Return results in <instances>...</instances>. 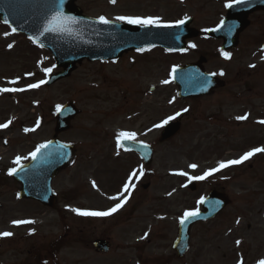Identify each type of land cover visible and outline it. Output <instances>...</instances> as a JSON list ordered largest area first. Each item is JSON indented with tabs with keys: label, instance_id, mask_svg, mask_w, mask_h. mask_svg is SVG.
I'll use <instances>...</instances> for the list:
<instances>
[{
	"label": "rangeland",
	"instance_id": "374dc122",
	"mask_svg": "<svg viewBox=\"0 0 264 264\" xmlns=\"http://www.w3.org/2000/svg\"><path fill=\"white\" fill-rule=\"evenodd\" d=\"M229 1L117 0L112 4L109 0H77L76 6L84 16L96 19L101 15L109 20L120 15L153 16L171 23L187 16L202 31L219 22ZM247 33L258 34L256 39L264 37V15L254 18ZM208 45L196 47L204 46L200 54L207 51L211 56ZM198 55L156 50L128 53L116 63L83 62L69 78L50 87L43 83L23 92L0 93V124L11 120L0 131V232L14 233L0 238V264H257L264 260V153L255 162L251 160L255 155L244 161L240 171L230 166L204 180L189 181L187 176L174 174L202 175L220 161L264 147V130L258 123L264 120V62L255 59L251 69L244 68L246 62L232 64L226 73V80L240 83L238 90L243 92L241 107L248 118L240 128L232 130L222 123L226 119L233 122L239 107L224 106L220 114L213 101L206 100L202 108L208 111L201 112L215 115L216 120L192 123L191 116L184 120L187 134L157 142L161 127L155 125L176 110L171 71ZM215 65L223 66L213 60L208 68ZM45 68L52 71L46 74ZM55 71L47 52L0 24V88H26ZM13 80L17 83H9ZM165 80L168 83H162ZM151 88L154 91L149 93ZM224 101L226 105L230 98L226 95ZM69 102L80 113L59 139L74 146L76 158L52 183L57 204L48 210L33 202H19L18 187L8 170L17 167L13 163L17 156L29 157L37 145L52 138L57 106ZM25 128L35 130L25 132ZM119 132H134L137 141L142 135V143L154 148L152 164H142V206L140 179H133L135 188L130 195L122 191L133 170L139 176L140 164L134 155L117 147ZM189 164L198 167L193 170ZM190 183L196 185L193 192L188 189ZM215 188L227 194L229 206L214 220L192 228L190 250L177 259L172 243L179 218L186 210L199 209L201 197ZM118 195L128 196L127 201L110 216H79L70 210L105 211L119 202L109 197ZM21 219L34 223L12 224ZM145 233L147 237L141 239ZM96 239L108 242L106 254L94 250Z\"/></svg>",
	"mask_w": 264,
	"mask_h": 264
},
{
	"label": "water",
	"instance_id": "95a60500",
	"mask_svg": "<svg viewBox=\"0 0 264 264\" xmlns=\"http://www.w3.org/2000/svg\"><path fill=\"white\" fill-rule=\"evenodd\" d=\"M74 2L75 0H0L1 22L5 24L3 21L7 19L8 24L5 25L16 28L15 33L26 35L28 38L34 37L36 44L50 51L56 67L62 69L61 72L48 78L45 83L47 86L68 77L74 71L76 64L83 60L88 62L113 60L127 51L149 46L180 50L183 40L192 37L194 33L188 29L190 20L175 28L155 29L116 23L100 24L97 20L82 16L81 11L74 6ZM260 9L264 10V0H247L234 4L228 9L223 24L215 31H209L208 35L216 39L224 38L226 43L234 46L236 36L244 27L247 15ZM57 10L65 16L76 19L77 23L70 25V33L44 31L48 20ZM186 70L178 74L177 82L181 97L204 95L217 85L216 80L201 73L202 69L198 65L188 68L187 74H185ZM77 114L78 111L73 104L64 105L55 116L54 139L45 143L48 147L41 149L35 159L19 167L12 174V178L21 186L20 198L53 207L55 196L51 191V181L74 159L73 147L58 141L56 137L70 129V122ZM177 131L178 125L166 126L159 142L169 140ZM120 145L125 151L142 155L144 164L150 165L152 161L150 146L129 140H122ZM227 203L223 196L211 193L202 203L203 211L199 212L198 216L189 218L183 225H179L173 247L178 257H182L188 249L191 226L215 217ZM94 246L98 251H107L106 243L103 241L94 242Z\"/></svg>",
	"mask_w": 264,
	"mask_h": 264
},
{
	"label": "flooded vegetation",
	"instance_id": "af4514ba",
	"mask_svg": "<svg viewBox=\"0 0 264 264\" xmlns=\"http://www.w3.org/2000/svg\"><path fill=\"white\" fill-rule=\"evenodd\" d=\"M231 1H229L228 3H231ZM226 14V7L224 9L223 15L220 18V20H222V18H224ZM259 15H264V12H255L250 14L247 17L248 20V25L247 27L238 35V39H237V43L236 46L234 48H229L226 50H222L221 47L223 45V40H213V39H209L205 33L200 32L196 35L195 38L193 39H189L186 40L184 45H185V50L181 51V52H175L172 53L171 55H182V54H186L189 55L190 53L192 54H198L196 59H189L186 60L183 63H180L179 65H177L176 67H182L188 64H192L195 61H197L199 59L200 56H204L205 57V62H204V69L206 72L208 73H216V77L220 78L222 80V85H220L219 87L214 88L207 96L204 97H187L184 99H181L179 97V88H178V82L177 80L175 81H171L170 85L172 86V93H173V100L175 102V113L172 114V116L175 117V119H172L173 122H177L180 124V130L178 132V134L176 135V137H179L181 135V133H186V121H184L186 118L191 117V122H199V121H203V122H207V124L210 121H213V119H217V117L215 115L213 116H205L206 114H202L201 111H205V113H207L208 108L203 109L202 108V104L203 101L206 100H212L213 103L215 104V106L217 107V109H220L218 111V113L221 114L222 110L224 109V106H228L230 110H234L237 107V110L235 111V116L232 117V121L233 122H229L226 118V121H222L223 126L225 127H229L230 129H234V128H240L243 125V120H237L236 117L237 116H241L244 115V113L242 112L243 109L241 107V97L243 92L241 90H238L241 88V86H239L240 83L234 82V81H227V75L226 73L229 72V65L232 64H236V65H241V63L246 62L244 64V68H252L250 67V65H254V60L256 59V62H258V60H260L261 62H264V59H262V56H264L263 54V45H264V37H262L261 39H256L255 36H257L258 34H252V33H247L248 29L251 26V23L253 22L254 18L258 17ZM256 20V19H255ZM220 22V21H219ZM227 36V35H225ZM190 44H195L199 47H201L202 45H206L209 44L207 47H212L211 51L212 53L210 54L211 56H209L207 53V51H205L206 54H200L201 50H197L198 47H189ZM214 46V47H213ZM159 50V49H156ZM161 51V50H159ZM221 52H229L230 53V58L229 59H225L222 55ZM202 53V52H201ZM216 60L219 61L220 63L223 64L222 67H219L218 65H215V68L209 69L208 66L211 63V61ZM250 60V61H249ZM223 72V75H220V73ZM228 96L230 98V102L227 103L225 105V101H224V97ZM219 105V107L217 106ZM246 106V105H245ZM184 109H187V111H184ZM246 109V108H245ZM200 110V112H199ZM176 113H180L179 116H176ZM247 113V112H246ZM142 115V114H141ZM223 117H221L222 119ZM190 122V121H189ZM218 122V121H217ZM257 122V120H256ZM255 126H258V124H256ZM202 128V126H201ZM187 134V133H186ZM175 137V138H176ZM140 142L142 143V135L140 138ZM140 190H141V206H142V174H141V170H142V161H140ZM219 189V188H218ZM221 191V190H220Z\"/></svg>",
	"mask_w": 264,
	"mask_h": 264
},
{
	"label": "snow or ice",
	"instance_id": "6c2138e0",
	"mask_svg": "<svg viewBox=\"0 0 264 264\" xmlns=\"http://www.w3.org/2000/svg\"><path fill=\"white\" fill-rule=\"evenodd\" d=\"M109 2L112 4H115L117 2V0H109ZM243 2H244V0H232V2L226 4L225 7H232L233 3L239 4V3H243ZM187 19H188V17L185 16L183 19L176 20L174 23H163L161 21L160 17H153V16L140 17V16H123V15H120V16L114 17L113 20H109L105 16L101 15L98 17L97 22L100 24H105V25L113 23L115 21H120V22H125L127 24L139 25L141 27H148V26L175 27V26H179V25L184 24ZM3 22L5 24H8L7 19H5ZM75 23H77V21L74 17L65 16L61 11L57 10L54 12V14L48 20L47 24L44 27V31L45 32H49V31L57 32L58 31V32H62V33H64V32L70 33L71 32L70 25L75 24ZM221 24H223V21L221 22ZM212 30L215 31L216 29H212ZM16 31H17L16 28H11L12 33H15ZM4 35L8 36L9 33L5 32ZM29 39H31L33 41V43H36V39L34 37H29ZM12 46H13L12 44L8 45L9 48H11ZM189 47L194 48V47H196V45L190 44ZM144 50L145 49H143V48L137 49V51H141V52ZM180 50L183 51L184 49H180ZM221 55L225 59L230 58L229 52H221ZM262 59H264V56H262ZM250 67H254V65H250ZM174 70L175 69H173V71ZM43 71L47 74V73L51 72L52 69L51 68H45V69H43ZM223 74H224L223 72L220 73V75H223ZM28 75H32V74L28 73ZM211 75H216V73H212ZM9 83L16 84L17 81L13 80V81H9ZM43 83H45V81L41 80L35 84H28L26 86V88H19V87L0 88V93L23 92V91H26L27 89L38 88ZM162 83H168V81L165 80V81H162ZM59 110H60V106H57V111H59ZM184 111H187V109H184ZM179 115H180V113H176V116H179ZM247 118H248V114H244V115L236 117L237 120H246ZM172 119H175V117L169 116L161 124L155 125V127H162L163 124L168 123V121L172 120ZM10 123H11V120H9L7 123L0 124V129L7 128ZM38 123L39 122H37V124ZM258 123L264 124V120H260V121H258ZM33 130H35V129H28V128L24 129L25 132H29V131H33ZM135 137H136V134L134 132H119L117 134V147L120 146L121 140H135ZM47 147H48V144L37 145L35 150L33 152L29 153V157H31L32 159H35L37 156V153H39L41 151V149H44ZM257 153H264V147H254L250 151L243 153V155H241L238 159H230L227 161H220V162H218L216 167L205 170L202 175H188V173L184 172V171H178L174 174L180 175V176H187L189 181L204 180L207 177L211 176L213 173L220 171L221 169L227 168V167L232 166V165L241 164L242 162L248 160L249 158H251L252 156H254ZM29 157L17 156L15 158V160L13 161V163L17 166H20L21 160L27 159ZM188 167L194 170L198 166L196 164H189ZM16 170H17L16 168H10L8 170V175L14 174L16 172ZM141 174H142V170H141ZM134 178L139 179V176H137V173L135 170H133V172L129 174L128 181H126L124 183L123 190H122L123 193H127L128 195L131 194V189L135 188V184L132 183ZM93 187H96L95 182H93ZM169 195H171V193H169ZM109 198L113 199V200H119V202L116 203L114 206L110 207L109 209L105 210V211L82 210L80 208H71L70 210L79 216L106 217V216L112 215L117 210H119L124 205V203L127 201L128 196L118 195V196L109 197ZM198 203H204V198L201 197V199H200V201H198ZM198 215H199L198 209L197 210H186L183 213V215L179 218V222L181 225H183L189 218L196 217ZM31 223H34V221L23 220V219L12 221V224L16 225V226L24 225V224H31ZM12 235H14V233L11 231L0 232V238L11 237ZM147 235H148V233H145L144 236L141 237V239H144L145 237H147ZM240 243H241V241H239V240L236 241L237 245H239ZM237 264H242V261H238ZM257 264H264V260L257 261Z\"/></svg>",
	"mask_w": 264,
	"mask_h": 264
}]
</instances>
